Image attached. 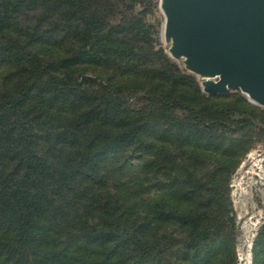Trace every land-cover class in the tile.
<instances>
[{
    "label": "trees",
    "instance_id": "trees-1",
    "mask_svg": "<svg viewBox=\"0 0 264 264\" xmlns=\"http://www.w3.org/2000/svg\"><path fill=\"white\" fill-rule=\"evenodd\" d=\"M136 1L0 0V72L10 84L0 88V264H160L177 242L187 246L184 264H209L213 245L221 247L210 240L219 210L206 195L229 215L227 180L249 145L212 130L234 123L264 131L256 116L264 111L239 96L216 106L162 52L155 55L168 86L159 95L85 78L86 66L152 64L134 20L109 22ZM142 95L149 108L133 111L127 100ZM209 152L227 159L212 162ZM202 167L211 188L200 182ZM137 168L144 177L133 180ZM165 177V187H151ZM142 188L146 199L132 201ZM175 224L184 238L162 230ZM251 254L264 264V226Z\"/></svg>",
    "mask_w": 264,
    "mask_h": 264
},
{
    "label": "rangeland",
    "instance_id": "rangeland-1",
    "mask_svg": "<svg viewBox=\"0 0 264 264\" xmlns=\"http://www.w3.org/2000/svg\"><path fill=\"white\" fill-rule=\"evenodd\" d=\"M125 17L132 20V23H134L133 20L135 21L136 27H134V33L136 44L145 46V50L150 54L152 64L149 65L147 69L135 70H131L130 67H126L122 70L113 67L86 66L80 70L81 73H84L85 78L91 79L92 81H96V78H101L106 83L115 86H123L124 90H135L136 92L154 90L155 92L152 93L159 95V93L168 86L167 81L160 75L163 74L161 71L162 59L155 55L157 52H162L161 57L164 56L175 63L183 73L193 76L195 86L198 87L200 94L208 99L213 98L214 100L211 101L215 103L216 106L225 108L227 105H234L235 98L233 96H239L250 105L256 107L260 111H264V107L251 103L247 96L239 89H229L225 94L219 95H211L204 92L203 84L208 79L190 73L186 69L183 58L175 59L170 54L171 41H167L164 36L165 16L161 10V0H137L133 3L126 2L117 8L115 17L111 18L109 22L111 25H116L119 24L121 18ZM50 54H54V52H48L47 56ZM2 73L3 72H0V88L2 85H10L5 82V76L4 74L2 75ZM94 88H96L95 85ZM142 96L143 97L138 99L132 98L127 100L128 105L133 111H138V109L144 107L147 109L149 108L151 99L144 95ZM129 106L127 107L130 108ZM238 106H240V103ZM241 108L240 106L238 109L237 118L242 116L243 111ZM235 111H237V109H235ZM173 115L181 119H185L187 116L186 112L181 109H175ZM227 116H230L229 119L234 118L235 113L228 111ZM256 116L258 120L264 118V114H256ZM228 126L223 127L222 125H216L212 132L222 138L243 139L247 142L249 148L245 153H242L243 158L239 166L229 173L230 176L227 180L229 187L227 199L230 202V213L227 216L233 218L232 227L226 221L227 216L224 215L226 209H224L221 204H214L211 196L206 195V198L210 200L209 204H212L209 209L213 212L219 210L217 214L219 221L218 228L217 231H212L210 233V240H215V243L221 246L213 245L211 254L214 255V258L209 264H239V260L243 256H248L246 264H252L250 249H252L258 233L264 226V158L261 159V156L259 157L258 155L264 150V131L247 128L241 129L242 126L236 128L234 123H228ZM259 128L264 130V127L261 125ZM209 145L210 144L204 145V143H202L199 148L208 152V150H211L208 147ZM208 155L209 157L207 160H211L212 162H221L227 159L221 158L219 153L210 154L209 152ZM238 155L239 154L235 156ZM137 158L138 157L135 156L133 159L135 160ZM179 160L181 163L184 162L180 158ZM132 164H136V161H133ZM139 164L140 162L137 163L138 167L140 166ZM246 165L247 168L243 170V167ZM206 169L208 168L202 167L203 171H197V173L200 174V182L204 184V187L206 188L205 184L208 183L210 184L208 187L211 188L212 183L209 182V174L204 172ZM131 174L133 180L141 176L144 177L143 174L138 172V168L133 170ZM168 180L170 181L167 177L159 179L152 178L151 187L153 189L159 187L156 183L165 187L169 183ZM131 195H133L132 201H137L139 204L147 197L145 189L143 191H133ZM162 230L170 233V235L171 230H173L175 239L184 238L185 236V231L178 228L176 224L175 226L165 227ZM213 235H215V237ZM226 238H229V242L225 241ZM164 240L165 239L161 242H164ZM186 247L187 246H183L180 242L175 243L173 246H169V251L160 264H184L181 259L183 258ZM201 262L205 261L202 260Z\"/></svg>",
    "mask_w": 264,
    "mask_h": 264
},
{
    "label": "water",
    "instance_id": "water-1",
    "mask_svg": "<svg viewBox=\"0 0 264 264\" xmlns=\"http://www.w3.org/2000/svg\"><path fill=\"white\" fill-rule=\"evenodd\" d=\"M161 10L171 56L208 79L205 93L239 89L264 107V0H161Z\"/></svg>",
    "mask_w": 264,
    "mask_h": 264
},
{
    "label": "bare ground",
    "instance_id": "bare-ground-1",
    "mask_svg": "<svg viewBox=\"0 0 264 264\" xmlns=\"http://www.w3.org/2000/svg\"><path fill=\"white\" fill-rule=\"evenodd\" d=\"M258 155H259V154H258ZM259 157H260V155H259ZM246 168H247V165L243 167V170H245ZM247 257H248V256H243V257L240 259V261L245 262V264H246V263H247Z\"/></svg>",
    "mask_w": 264,
    "mask_h": 264
}]
</instances>
